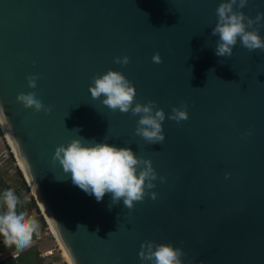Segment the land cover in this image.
Returning a JSON list of instances; mask_svg holds the SVG:
<instances>
[{
	"label": "water",
	"instance_id": "water-1",
	"mask_svg": "<svg viewBox=\"0 0 264 264\" xmlns=\"http://www.w3.org/2000/svg\"><path fill=\"white\" fill-rule=\"evenodd\" d=\"M221 2L0 0L1 123L70 264H142L143 241L180 248L182 264H264V52L238 39L230 57L215 55ZM239 11L254 18L264 0ZM254 27L264 39V20ZM124 55L127 65L114 62ZM109 69L134 85L137 102L164 110L161 144L135 135L139 116L91 98L92 77ZM30 91L52 110L16 102ZM185 105L187 120L167 118ZM78 136L149 159L157 179L146 191L157 198L129 210L74 185L51 157Z\"/></svg>",
	"mask_w": 264,
	"mask_h": 264
},
{
	"label": "clouds",
	"instance_id": "clouds-1",
	"mask_svg": "<svg viewBox=\"0 0 264 264\" xmlns=\"http://www.w3.org/2000/svg\"><path fill=\"white\" fill-rule=\"evenodd\" d=\"M248 2L249 0H222L216 8L217 22L211 34L219 37L215 47V55L218 57H230L238 39L249 52H264V39L259 35V28L254 27L264 20V13L258 12L252 18L239 11L246 7ZM151 59L153 63H162L159 53H154ZM114 62L127 65L129 57H114ZM37 79L35 75L26 77L27 87L35 89ZM89 92L93 100H101L103 97L101 103L113 112L119 110L121 113L130 112L132 116H139L135 135L148 144H161L164 141V110L156 107L155 101L137 102L134 85L121 72L109 69L103 74L93 76ZM16 102L34 112H50L53 108L51 103L45 106L44 102L36 97L35 92L31 91L18 94ZM167 118L177 123L187 120L186 105L173 107ZM7 120L4 108L0 105V122ZM51 159L53 163H59L65 174L71 175L74 185L94 196L97 202L102 201L105 194H111L112 204L122 200L124 207L131 210L135 202H142L145 196H150L153 200L157 198L155 192L146 191L155 187L153 181L157 179L151 161L137 157L130 147L85 141L78 136L72 138L67 145H58ZM228 176L226 173L225 178ZM164 179L160 177L161 182ZM0 199L6 208V211L0 214V236L6 244H15L18 248L28 246L36 228L35 221L24 212H17L18 199L13 191H5ZM81 226L86 228L84 225H78L77 228ZM112 234L113 232H110L108 236ZM183 255L178 247L165 243L155 244L152 241L141 242L138 253L142 264L145 261L150 264H182Z\"/></svg>",
	"mask_w": 264,
	"mask_h": 264
},
{
	"label": "built area",
	"instance_id": "built-area-1",
	"mask_svg": "<svg viewBox=\"0 0 264 264\" xmlns=\"http://www.w3.org/2000/svg\"><path fill=\"white\" fill-rule=\"evenodd\" d=\"M0 143L2 146V149L0 150V183L6 187V191H7L8 187L11 185L9 182H7L8 181L7 179L8 178L10 179L14 175L17 176L16 174H18L22 177V174L19 170L20 167L18 164V160L15 156V151L13 149V146L9 142L7 134L4 130L1 122H0ZM22 179H23V177H22ZM24 183H25V181H24ZM6 184L9 186H7ZM21 191H23V192L21 193ZM19 192H20L22 201L32 202L33 197L31 196L29 189L27 190V192H25L24 190H19ZM36 206H35V210H32L27 215L29 218H31L33 220L38 218V217L40 218V216H42L40 211H37ZM40 220L42 222V219H40ZM39 233L42 235L46 234L49 237V240L51 241V245H52L51 247L44 248L43 250L37 252V257L39 259H42L41 263L42 264H64V263L67 264L64 261L62 255H61V249H60L58 243L56 242L55 238L53 237V235L50 233L49 226L45 220H44V225L42 222L41 230L34 236V239H35L34 241H37L41 238V235H39ZM53 251L58 252L59 259H58V257L55 258ZM0 252H1V250H0ZM43 258H45V259L43 260Z\"/></svg>",
	"mask_w": 264,
	"mask_h": 264
},
{
	"label": "rangeland",
	"instance_id": "rangeland-1",
	"mask_svg": "<svg viewBox=\"0 0 264 264\" xmlns=\"http://www.w3.org/2000/svg\"><path fill=\"white\" fill-rule=\"evenodd\" d=\"M2 149L1 143H0V150ZM17 176H12L10 179L8 178L7 182H9L11 185H7L9 186L7 190H11L14 192V194L17 197L16 192L14 191L16 187L19 186V180H21L24 184V188L26 190H24L25 192H27V186L24 183V180L22 179V177L18 174H16ZM20 178V179H19ZM22 189V188H21ZM4 190L6 191V187L5 186H1L0 184V195L4 192ZM23 190V189H22ZM23 191H21L22 193ZM20 195V192H19ZM21 197V195H20ZM32 202L34 203V205L36 206V203L34 201V199L32 198ZM37 211L38 208L36 206ZM4 212L0 211V214H3ZM40 216V215H39ZM40 219H42L43 225H44V219L42 216H40ZM35 223H36V228L32 234L31 237V241L29 243L28 246L24 247V248H18L15 244H6L4 242V238L2 236H0V245H2V247L0 249H3V251L0 252V260L8 262L9 264H42V259H39L37 257V252L43 250L44 248L47 247H51V241L49 240V237L46 234H40L41 238L37 241H34V236L40 231V224L38 223V221L36 219H34ZM52 237V236H51ZM5 251V252H4ZM53 254L55 256V258L58 257V252L53 251ZM7 258H11V260H7ZM45 258H43L44 260ZM12 261V263H10ZM15 261V262H13ZM5 262V263H6ZM65 264V263H64Z\"/></svg>",
	"mask_w": 264,
	"mask_h": 264
},
{
	"label": "trees",
	"instance_id": "trees-1",
	"mask_svg": "<svg viewBox=\"0 0 264 264\" xmlns=\"http://www.w3.org/2000/svg\"><path fill=\"white\" fill-rule=\"evenodd\" d=\"M1 186H3V185L1 184ZM21 188L23 190H25L23 182L21 180H19V186L16 187L14 190L17 194V199H18L16 210H17V212H24L26 215H28L29 212H31L32 210H35V206H34L33 202H24L21 200V197L19 195V190H22ZM4 192H5V190H4ZM2 194L0 196H2ZM0 211H2V212L6 211V208H5V205L3 204L2 199H0ZM36 220L38 221V223H40V225H39L40 229L39 230H41L42 222H41L39 217L36 218ZM1 247H2V245H0V248ZM0 250L3 251V249H0ZM7 260L9 261V260H11V258H7ZM5 262H6V260L5 261L0 260V264H9L8 262H6V263ZM13 262H15V261H13ZM10 263H12V261Z\"/></svg>",
	"mask_w": 264,
	"mask_h": 264
},
{
	"label": "bare ground",
	"instance_id": "bare-ground-1",
	"mask_svg": "<svg viewBox=\"0 0 264 264\" xmlns=\"http://www.w3.org/2000/svg\"><path fill=\"white\" fill-rule=\"evenodd\" d=\"M3 128H4V127H3ZM4 130H5V129H4ZM5 132H6V131H5ZM17 160H18V159H17ZM18 164H19V167H20L19 170H20V172H21V174H22V176H23V179L26 180L25 182H26V184L28 185V189H29V192H30L31 196L33 197V199L35 198V199L37 200V198H36V196H35V194H34L32 188H31V186H30V184H29V182H28V180H27V177H26V175H25V173H24V171H23V169H22V167H21V164H20L19 160H18ZM37 201H38V200H37ZM38 205H39V207L41 208V206H40L39 203H38ZM41 210H42V209H41ZM42 212H43V211H42ZM43 214H44V213H43ZM44 216H45V215H44ZM45 219H46V217H45ZM46 222H47V224H48V226H49L50 233L53 235V237L55 238L56 242L58 243V245H59V247H60V249H61V255H62L64 261H65L67 264H70V262H69V260L67 259L66 255H65V253H64V251H63V249H62V247H61V245L59 244V242H58V240H57V238H56L54 232L52 231V229H51V227H50V225H49L47 219H46Z\"/></svg>",
	"mask_w": 264,
	"mask_h": 264
}]
</instances>
